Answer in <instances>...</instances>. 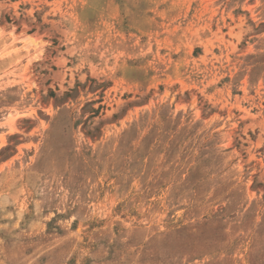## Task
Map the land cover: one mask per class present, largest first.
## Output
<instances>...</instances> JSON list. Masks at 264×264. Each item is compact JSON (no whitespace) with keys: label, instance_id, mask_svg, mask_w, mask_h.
I'll return each mask as SVG.
<instances>
[{"label":"rangeland","instance_id":"obj_1","mask_svg":"<svg viewBox=\"0 0 264 264\" xmlns=\"http://www.w3.org/2000/svg\"><path fill=\"white\" fill-rule=\"evenodd\" d=\"M0 264H264V0H0Z\"/></svg>","mask_w":264,"mask_h":264}]
</instances>
